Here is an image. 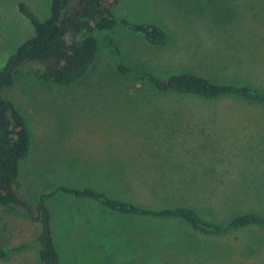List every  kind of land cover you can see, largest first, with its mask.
I'll return each instance as SVG.
<instances>
[{
    "label": "rangeland",
    "instance_id": "1",
    "mask_svg": "<svg viewBox=\"0 0 264 264\" xmlns=\"http://www.w3.org/2000/svg\"><path fill=\"white\" fill-rule=\"evenodd\" d=\"M51 2L0 0V71L34 34L19 5L44 21ZM113 16L112 30L92 34L99 50L85 78L45 84L24 65L3 92L31 133L14 188L31 213L0 207V264L38 263L42 196L61 264H264L256 227L205 234L55 191L89 186L155 209L182 194L216 224L264 212V106L168 95L142 79L190 73L264 89V0H119ZM123 21L158 27L167 43L151 46ZM178 181L188 189L157 188Z\"/></svg>",
    "mask_w": 264,
    "mask_h": 264
},
{
    "label": "trees",
    "instance_id": "2",
    "mask_svg": "<svg viewBox=\"0 0 264 264\" xmlns=\"http://www.w3.org/2000/svg\"><path fill=\"white\" fill-rule=\"evenodd\" d=\"M118 1L52 0L50 15L44 21H39L23 4L19 5L20 12L30 21L34 34L18 46L0 71V207L12 209L17 206L28 214L31 213L30 206L14 190L19 187L18 163L29 155L32 148L31 133L24 116L3 96V92L12 87L15 73L24 65H31L25 71L27 76L45 84L69 86L85 78L93 67L99 50L97 39L92 34L114 28L116 22L113 9ZM123 23L133 32L141 34L151 46L160 47L167 43V34L158 27L127 21ZM118 70L124 71L125 68L119 66ZM142 79L158 92L168 95L194 96L208 100L233 96L249 105L264 106V89L247 83L219 84L190 73L168 77H155L147 73ZM186 184L189 183L162 182L157 188L160 192L169 190L168 187L179 192L186 190ZM55 191L96 202L123 215L179 219L193 230L205 234H222L251 227L264 231V212L253 209L236 211L227 216L223 223L216 224L202 218L198 209L182 194L175 200L168 196L167 205L155 209L138 205L129 197L127 200L112 197L89 186L59 187ZM257 196L255 192L252 197L258 198ZM42 197L37 203V210L40 212L38 221L42 225L37 237L40 245L37 264H61L49 226L50 213L45 208ZM2 254L5 255V252Z\"/></svg>",
    "mask_w": 264,
    "mask_h": 264
}]
</instances>
